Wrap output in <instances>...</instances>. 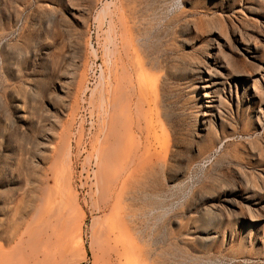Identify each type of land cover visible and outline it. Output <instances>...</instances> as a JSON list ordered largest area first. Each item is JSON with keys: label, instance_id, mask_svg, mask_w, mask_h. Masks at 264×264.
<instances>
[{"label": "rangeland", "instance_id": "374dc122", "mask_svg": "<svg viewBox=\"0 0 264 264\" xmlns=\"http://www.w3.org/2000/svg\"><path fill=\"white\" fill-rule=\"evenodd\" d=\"M108 1L116 4L111 7L119 14L113 20L121 32L134 35L149 30L142 47L156 62L155 69L148 66V75L138 82L134 77L132 82L144 86L146 97L144 103L136 104L133 95L129 112L134 122L127 119L117 135L110 129L109 138L100 126L103 109L97 92L99 76L108 70L103 50L107 24L102 26L97 13ZM253 1L258 7L250 13L245 8ZM120 12H125V18ZM185 40L188 43L182 45ZM209 52L214 55L204 66ZM185 54L196 58V67L188 75L179 73ZM215 63L222 66L216 67L224 76L213 80L205 70ZM199 64L204 67L200 71ZM203 84L210 86L205 96L199 88ZM123 85L132 93L128 80ZM33 90L39 91L36 99L31 96ZM92 90L96 96L91 95ZM211 116L225 135L221 134L215 148L202 144L200 152L198 144L192 152L187 121L194 118L201 128L203 119L207 123ZM31 122L37 124L36 131L27 130ZM153 133L166 135L173 147L172 167L166 171L138 166L141 159V165L148 159L149 153L142 152L146 138ZM120 136H126L132 148L138 147L136 156L133 152L125 158L115 143ZM24 139L29 142L25 149L21 146ZM109 140L112 148L118 144L120 153L110 151ZM36 144L41 154L37 157L32 149ZM104 144L109 146L103 148ZM105 148L110 149L108 156ZM118 156L119 162L113 160ZM254 157L260 159V165ZM31 159L37 163L35 168ZM128 161L134 162L127 166ZM175 170L182 172L173 179L168 173ZM112 178V185L108 184ZM248 182L264 188V0H0V231L16 234L8 244L0 237V264H108L103 262L98 238L120 187V191L141 189L149 195L132 205L128 200L118 201L116 211L132 208L136 223L146 232H173L179 248L183 234L193 235L200 210L189 211L188 204L200 193H209L212 186L237 188L242 205L264 207V197L259 199L245 189ZM106 188L110 192L104 190L103 195ZM102 196L108 198V208ZM51 207L62 211L65 220L46 227ZM246 221L264 231V219ZM52 228L59 236L57 244L49 245ZM30 237H36V245L39 237L45 239H39L42 248L37 250L56 247L63 252L45 261L43 254L37 257L33 252ZM142 246L149 248L145 242ZM160 246L164 250L168 245ZM158 258L154 256L152 264H165ZM217 262L249 263L221 255ZM167 264H183L179 250L167 258Z\"/></svg>", "mask_w": 264, "mask_h": 264}, {"label": "bare ground", "instance_id": "6f19581e", "mask_svg": "<svg viewBox=\"0 0 264 264\" xmlns=\"http://www.w3.org/2000/svg\"><path fill=\"white\" fill-rule=\"evenodd\" d=\"M112 3L113 2L111 1L106 2L104 6L101 7V9L97 13L98 19L96 18L97 20L101 21L102 26L107 24V27L105 30L106 43L104 44L103 50L105 51L104 54L106 55L105 58H106V64H108V70L107 72L102 71V73L100 74L99 76L100 82L98 83L100 90H97V92L99 91L98 92L99 99H100L99 102H101V106H102V108L101 106H99V108L103 109V110L99 109L100 111H103V117L102 119H100V121H102L103 124H101L100 126L102 127V130H103L102 132H104L108 138L111 137L110 135L108 136V134L110 133V129L111 130L113 129V131H111L112 134L113 132L116 134L117 133L116 130L119 131L120 126H122L124 122H127V119L131 120L132 123L134 122L135 118L133 119L132 114L129 112L131 111V103L133 101V95L137 97L138 102H136V104L144 103L146 101V97L144 95L145 94L144 86L141 83L137 86L132 85L134 77H136L137 82H138L141 76L143 77V75H148L150 73L149 68L151 69L156 68L155 66L156 62L154 58L153 57L150 58L151 54L148 53L142 47V41L144 40L145 36L148 34L149 30H146L144 28V29L137 31L136 34L134 35H130L129 33H126V32H121V28L115 23L116 21L114 22L113 20L114 15L119 14V13H117V10L113 11L116 8L112 9L111 6L115 7L116 4L114 5V3L113 4ZM256 7H258V5L257 3L253 1V2H250L249 5H247L245 9H247V11L250 13H255L257 10ZM120 15L122 18H125V12H120ZM188 30L189 32L191 31L189 26H188ZM194 30L196 31L195 39L198 40L197 38H198L199 30H198L197 24L195 25ZM119 35H122V37H119ZM180 43L181 44L183 43L182 45H184V43H188V40L182 41ZM207 44L211 45L212 42L207 43ZM207 44H205L204 47L208 46ZM213 55L210 52L209 54H205V59L207 61L205 62L206 64H204V66L208 64V60ZM219 55L220 53L218 52L216 54V57H219ZM195 59L196 58H194L192 54L183 55L184 61L182 64V69L180 70L179 73L183 75H188L190 71H193L194 70L193 68L196 67ZM228 64H230V62H228ZM211 66H207L205 70L208 76L211 77L212 79L215 76L217 77L219 76L223 78L224 76L223 72L221 71V69L217 68V67H222V66H220V64L216 65V63H215V67H211ZM172 68H175V66H173ZM201 68H204V67L202 64H199L198 70L199 71L202 70ZM74 69L76 68L74 67ZM74 75L75 73H73V76ZM174 75L176 74L173 73V76ZM127 80L131 84L130 88L132 90V93L130 92L129 88H126L128 85L126 86L123 85V82H127ZM211 82H214V81H211ZM216 83L219 85L220 81L218 80V82L216 81ZM208 87L210 88V86L205 85V84L199 87L204 90L202 96H205L206 94L208 95V93L206 92L208 90ZM94 90H92L93 94L91 92V95L96 94ZM31 96L34 99H36L37 97H39V91L33 90L31 92ZM221 102L222 101L219 100V104ZM205 106H209V104L206 103ZM218 111L219 113H221L220 109ZM193 119L190 117L189 120L187 121V131L189 132L188 133L189 137H187V140L191 147L190 150L192 152L196 150L197 149L196 145L198 144L201 146V147L199 146L200 148L197 149L200 152H202V148H203L202 144H206L207 146H209L210 144L211 146H213V148H215L216 147L215 145L219 144L221 141L220 140L221 134L225 135L223 127L218 128L216 126L217 125L216 120L212 118V116L209 117L207 123L205 122V118L203 119V127L201 126V128L200 126L198 127V123L196 122V120H193ZM109 124H111L112 128L111 126H109ZM25 125L27 126V124ZM136 125H137V122H136ZM36 126H37L36 123L31 122L28 125L27 130L30 128L32 131H36L37 130ZM137 126L139 128L141 127L139 125ZM112 136L114 137L115 135H112ZM108 138H103V139L108 140ZM146 139L147 141L145 143L144 150H143L144 152H142V154L149 153L148 159L143 162V165H141L142 163L141 161L142 159H141L139 161L138 166L142 168L144 166H147L150 169H153V170L155 169L157 171L158 170L166 171L170 167H172V161L174 157V156L172 157V155L174 154V152H173V147L170 144L168 137L166 135L160 136L156 133H153V137L151 138L149 137ZM110 140L109 142L111 143L112 140L111 141ZM26 142L29 143L26 139H24L23 143L21 144L22 148L24 149L26 148V145H25ZM117 142L119 143V146H121L120 148L122 149L121 150L122 154L126 155V157L125 156L124 157L127 160H128L129 154L135 153L134 156L137 155L138 150H139L138 147L132 148L133 145L131 144V141L127 139L126 136L124 137L120 136L119 140L115 141V143ZM106 144L103 145V148L109 146ZM117 145L118 144L115 145L116 146V149H115L114 147L112 148V143H111V146L109 147L110 149L112 148L113 150H110V149L109 150L112 152H114V150H117L116 152L120 153L117 149ZM38 146L39 144L32 146L34 147L32 149H34L33 151H34L35 157H37L36 155H39V156L41 155L38 152V149H37ZM158 148L161 149V152L159 151L160 152L159 156L156 153V150ZM106 149L108 150V148H105L104 151H106L105 153L106 155L105 154L104 155L108 156L109 153L107 155V152H109V150L107 151ZM251 151H253V149ZM68 152L69 151H67V154ZM116 156L117 155L114 154L113 158ZM252 156H254V154ZM249 158L250 157H248V159ZM113 160H116L119 162L120 160L119 156H118V160L117 158ZM253 161H255L258 165L261 164L259 158L254 157ZM133 162L134 161H128L126 162V165L130 166L132 165ZM30 163L33 168L37 166V163H35L33 159L30 160ZM27 164L30 166L29 162ZM180 172L182 171L175 170V171H172V173L169 172L168 175L171 178L176 179L178 177V173ZM35 175H36V172L34 171L33 176ZM113 178L111 179L112 181H110V183L108 184H111V182H113ZM115 179H117V177ZM118 180L119 179H117V182ZM109 186L110 185H108L107 187ZM111 187L112 186H110V188ZM120 188H119V191L121 190ZM34 189L35 187H33V189L30 191L32 200H34L36 197V189L35 190ZM245 189L248 191V193L252 194L253 196H258L259 199H262L264 197V192H261L262 190H264V188L261 185L253 186L251 183L248 182ZM104 190L106 191L107 188L103 189V195L106 194ZM107 191L110 192L109 189ZM119 191L117 192L119 193V196H117V194L115 195L117 196L118 199L117 200L115 199V200L117 202L128 200L131 202V205H132V201H136L137 199H145L149 195V192L145 190H141V189L122 190L120 192ZM109 192H107V195ZM237 194H238L237 188H234V189H232L231 187L230 188L228 187L219 188L217 186H212V188L209 189V193H200L196 200H192V202L188 204L187 210L191 211L192 209L199 207L200 209L199 214H198V217L195 218V221H194L195 224L193 227L194 228V231L192 233L193 235L187 236L183 234V238L180 239L179 248L176 247L177 244L175 240L177 237L174 235L173 232L166 233V235L163 232L162 233L146 232L144 230L143 225L136 223L137 213L134 212L132 208H130L126 212L122 210L116 211L114 205L117 202L114 201L112 205L113 208L111 207L112 210L110 209L111 212L109 211L110 215L109 213H107L109 217L107 216L108 218H106L104 216L105 217L104 220L102 219L105 223L102 221L103 224H102V227H100L101 230L99 232L98 240H100L99 244H100V249L102 250L100 252L104 254L105 256V258H103L105 261L103 260V262H107L108 264H111V262L117 261V263L119 264H127L129 260H133L135 261L134 264H152L153 257L158 256L159 262L161 259H164L165 264H167V258H170V255H172L174 251L179 250L183 264H219L217 261L220 259V255L228 258V260L239 259V260L249 261V263L247 262V264H263L264 256H262L261 253H264V231H261L260 227L258 225L256 226V224L254 223L248 225V222L246 220L253 221V222L262 221V219H264V213L262 212V210H264V207L252 208L247 205H242L237 200L238 198ZM152 195H154V193H152ZM103 198L107 200L105 202V200L102 199V201L104 200L103 201V204H105L104 206L107 207L109 205L108 198L107 197H103ZM110 198L112 197L110 196ZM56 207H51V209L47 210V213H46L47 218L45 219V222L48 221L47 222L48 225H46V227L50 225L51 226L55 225L54 223L58 224V222H62V220H65V215L62 213V211H59V209H56L57 211H53L52 208H56ZM43 227L45 226H42L41 228ZM55 228H52V234L49 233V231H47L49 233L48 235L49 238H47V236L46 238L49 242L47 244L49 245H53L55 242L57 244V241H58L57 238L59 234H57V231L55 230ZM48 230H50V228ZM4 234L5 232H2L1 230L0 237L6 244L10 243L11 240L16 236V234L14 235L13 234L4 235ZM23 236L24 234L22 235V237ZM53 237L54 238L56 237L54 241L52 239ZM32 238L33 237H30L29 240H31ZM35 238L36 237L32 239L33 243L35 244V248H33L35 251L33 250V252L35 254L37 252V257H40L38 254H41V255L43 254L42 258L45 261H50V260L56 259L57 257H60V255L63 252V249L54 247L53 250H50V251L48 249L46 250L45 248L37 250L38 246L42 248V246L39 244L41 243L40 241L42 240L43 237H39V239L41 240L37 239V242H39L37 243V245L35 243V240H36ZM144 242L148 243L149 245V248L147 250L144 249V246H142ZM161 243H164V244L166 243V246L167 245L168 246L164 248V250H160V248L162 247L160 246ZM80 244H82V242H80ZM46 247H49V246H46Z\"/></svg>", "mask_w": 264, "mask_h": 264}]
</instances>
